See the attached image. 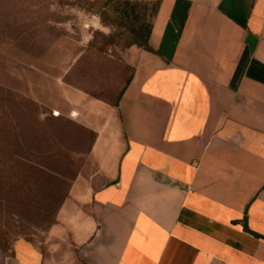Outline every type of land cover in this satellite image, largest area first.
Masks as SVG:
<instances>
[{"label": "crops", "instance_id": "crops-1", "mask_svg": "<svg viewBox=\"0 0 264 264\" xmlns=\"http://www.w3.org/2000/svg\"><path fill=\"white\" fill-rule=\"evenodd\" d=\"M145 21L113 101L68 91L93 137L49 229L67 252L17 238L13 264H264V0Z\"/></svg>", "mask_w": 264, "mask_h": 264}, {"label": "rangeland", "instance_id": "rangeland-1", "mask_svg": "<svg viewBox=\"0 0 264 264\" xmlns=\"http://www.w3.org/2000/svg\"><path fill=\"white\" fill-rule=\"evenodd\" d=\"M107 1L0 0V160L18 156L40 170L21 196L0 189V264H13L17 238L68 250L49 229L93 137L69 116L68 91L113 101L129 75L124 50L138 47L128 29L143 31L152 16L139 4L124 17L121 2Z\"/></svg>", "mask_w": 264, "mask_h": 264}, {"label": "trees", "instance_id": "trees-1", "mask_svg": "<svg viewBox=\"0 0 264 264\" xmlns=\"http://www.w3.org/2000/svg\"><path fill=\"white\" fill-rule=\"evenodd\" d=\"M112 2H116V4L121 2L123 9L120 10V13L124 17L128 15L127 6L129 5L134 7L140 4L144 9H147L149 5L151 7V13L154 14L158 4V0H150L149 2H138L136 0L107 1L108 5L112 4ZM139 28L143 29L144 27L140 26ZM146 32L147 30L143 32L139 29L129 28L127 35V38H129L128 44H135L140 48L151 51V48L146 43ZM26 161L27 160L23 161L19 159L18 156H10L5 160H0V169L2 171L0 174V189L3 188L6 192L10 191V193H17L21 196V188L29 182V180L33 179L32 176H34L35 173L40 172L35 163H28V161Z\"/></svg>", "mask_w": 264, "mask_h": 264}]
</instances>
